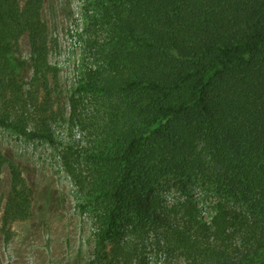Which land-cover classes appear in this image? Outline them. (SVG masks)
Returning a JSON list of instances; mask_svg holds the SVG:
<instances>
[{
    "label": "trees",
    "instance_id": "obj_1",
    "mask_svg": "<svg viewBox=\"0 0 264 264\" xmlns=\"http://www.w3.org/2000/svg\"><path fill=\"white\" fill-rule=\"evenodd\" d=\"M83 9L93 66L70 101L91 139L67 145L61 161L94 225L84 264H264V0H85ZM23 34L27 81L15 56ZM47 38L42 0H0V126L53 141L49 119L31 111L39 88L51 90ZM4 164L10 224L30 215L32 190L0 154ZM198 174L209 218L184 181ZM165 177L181 186L170 200L156 191Z\"/></svg>",
    "mask_w": 264,
    "mask_h": 264
},
{
    "label": "rangeland",
    "instance_id": "obj_2",
    "mask_svg": "<svg viewBox=\"0 0 264 264\" xmlns=\"http://www.w3.org/2000/svg\"><path fill=\"white\" fill-rule=\"evenodd\" d=\"M18 2L23 7L26 0ZM84 2L42 0V18L48 37L47 57L52 67L48 75L51 90L46 93L39 88L36 92L37 102L34 100L31 111L40 120L49 119L53 141L27 137L0 126V154L20 167L32 190L30 215L10 224L3 223L2 212L11 190V177L7 166L2 165L0 264H84L94 250V225L90 213L77 206L73 183L61 161L62 151L67 145L80 148L91 139L76 122L70 101L72 95L77 96L78 82L93 66V59L85 45L88 31L85 28ZM15 56L26 62L25 79L29 80L33 68L27 34L19 38ZM191 178H184V181L193 188L191 193L200 205L201 214L209 218L206 213L209 211L206 184L201 182L200 174ZM173 183L170 178H162L156 184V191L164 199L170 200L171 196L182 193L178 188L180 185ZM147 235L150 241L151 234L144 236ZM160 260L164 261L162 257ZM168 264L188 263L181 257L173 256L168 259Z\"/></svg>",
    "mask_w": 264,
    "mask_h": 264
}]
</instances>
